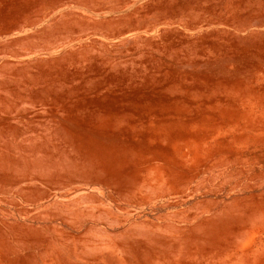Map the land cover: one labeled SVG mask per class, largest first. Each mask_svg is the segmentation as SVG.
<instances>
[{"label": "rangeland", "instance_id": "1", "mask_svg": "<svg viewBox=\"0 0 264 264\" xmlns=\"http://www.w3.org/2000/svg\"><path fill=\"white\" fill-rule=\"evenodd\" d=\"M59 205L167 226L151 264H264V0H0V264H60Z\"/></svg>", "mask_w": 264, "mask_h": 264}, {"label": "crops", "instance_id": "2", "mask_svg": "<svg viewBox=\"0 0 264 264\" xmlns=\"http://www.w3.org/2000/svg\"><path fill=\"white\" fill-rule=\"evenodd\" d=\"M31 219L42 222L41 230L28 228L36 231L42 249L50 250L60 264H78L72 259L79 264H151L147 250L151 238L167 228L150 217L133 222L96 205H59Z\"/></svg>", "mask_w": 264, "mask_h": 264}]
</instances>
